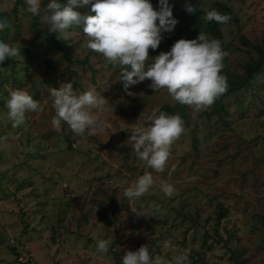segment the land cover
<instances>
[{"label":"rangeland","instance_id":"1","mask_svg":"<svg viewBox=\"0 0 264 264\" xmlns=\"http://www.w3.org/2000/svg\"><path fill=\"white\" fill-rule=\"evenodd\" d=\"M17 1L0 0V13L9 15L0 40L21 49L12 66H0V264H121L128 250L145 244L167 260L184 254L190 264H264V67L249 88L224 99L221 113L214 102L188 105L186 119L175 114L184 131L157 172L136 157L128 138L148 126L154 109L173 115L164 106L178 102L148 79L125 90L118 68L87 48L81 26L67 40L58 37L77 62L69 64L47 39L50 26L41 16L49 0H42L40 15L25 0L13 12ZM186 2L194 12H186ZM216 2L233 12L221 26V72L242 74L258 57L242 37L264 40V0H170L178 23L146 63L168 48L169 34L194 39L202 31L215 39L206 32L205 11ZM78 10L89 14L90 6ZM69 82L77 93L93 89L105 98L103 110H93L99 128L77 135L52 123L50 89ZM14 90L41 104L17 127L4 104ZM146 172L157 186L130 204L124 190ZM165 182L175 187L171 198L159 190ZM93 233L112 241L107 254L97 252Z\"/></svg>","mask_w":264,"mask_h":264},{"label":"clouds","instance_id":"2","mask_svg":"<svg viewBox=\"0 0 264 264\" xmlns=\"http://www.w3.org/2000/svg\"><path fill=\"white\" fill-rule=\"evenodd\" d=\"M25 2L30 13L40 15L42 0ZM86 6H90V13L82 14L78 9ZM185 10L188 13L195 11L193 5L187 2ZM205 18L218 24L230 20L229 15L215 9L205 11ZM41 19L50 26V33H56L64 40H67L66 34L70 29L82 26L88 38L87 48L100 53L109 64L118 68V81L123 82L125 90L148 79L151 88L157 91L166 89L169 96L180 104L207 108L228 88L227 80L221 73L226 55L221 42L209 39L202 31L194 39L177 40L170 50L153 55L152 62L146 63L150 49H157L163 34L172 32L178 23L170 0H158V7L153 6L152 0H49ZM8 26L7 17L0 16V30ZM20 52L18 47L0 40V66L6 59L16 60ZM49 94L55 112L52 123L57 130L62 122L77 135L101 126L102 122L93 110L102 111L105 98L96 94L95 90L77 93L69 82L51 88ZM128 94L134 95L130 91ZM4 104L7 119L13 127L24 125L28 113L41 109L39 101L24 90L10 91ZM183 131V120L179 115H168L154 109L148 117V126L135 127L128 139L139 160L162 172L172 144ZM156 186L154 176L146 172L125 188L124 196L131 204L133 199L143 197ZM158 187L166 197L171 198L175 193L171 183L165 182ZM153 213H158V208ZM92 238L96 241L99 254L109 252L110 239L97 238L95 233ZM121 264H190V261L184 254L167 260L154 254V250L145 244L135 251L128 250L122 256Z\"/></svg>","mask_w":264,"mask_h":264},{"label":"trees","instance_id":"3","mask_svg":"<svg viewBox=\"0 0 264 264\" xmlns=\"http://www.w3.org/2000/svg\"><path fill=\"white\" fill-rule=\"evenodd\" d=\"M62 2H65V0H62ZM18 3H20V0L17 1V4L13 8V12H17L18 9ZM217 10L218 12L222 14H227L230 16V19L233 16V12L231 8L223 3V2H216L212 7L209 8V10ZM0 16L7 17L8 23H9V15L8 13H0ZM230 21V20H229ZM228 21V22H229ZM227 22V23H228ZM226 24V23H224ZM223 24H218L215 21H207L205 25V29L212 37L215 39L222 41L223 39V33L221 30V26ZM82 27V26H81ZM9 28V26L6 29H3V33L6 32V30ZM203 28V27H202ZM204 29V28H203ZM169 46L168 48L163 49L162 51H168L170 50L171 46L179 40L175 35L169 34ZM48 42H53L55 43L58 48H60L63 51V55L65 59L68 60L69 64H74L77 63L76 60H73L70 56V47L66 46L60 39H58V35L56 33H50L49 31V37L47 38ZM242 42L245 46L253 49L256 51L258 57L257 58H251L250 60L247 61V63L243 67V73L236 76L235 78H228L225 76L222 72V74L225 76L227 83H228V88L225 93H223L221 96H219L216 100V107L218 109V112H220L221 109L224 107V99L230 95V94H239L240 91H242L245 88H249L252 84V80L255 77L257 73H260L263 71L264 67V40L261 43H253L246 37H242ZM13 61L11 59H6L3 62L2 66H12ZM188 105L186 104H180L177 103L175 106H170L166 105L164 108L169 112L170 114H180L183 119H186V112L185 108Z\"/></svg>","mask_w":264,"mask_h":264}]
</instances>
